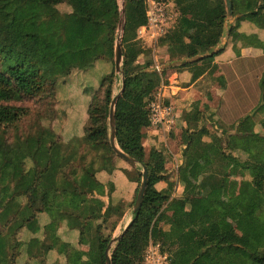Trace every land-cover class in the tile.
<instances>
[{
	"label": "trees",
	"instance_id": "1",
	"mask_svg": "<svg viewBox=\"0 0 264 264\" xmlns=\"http://www.w3.org/2000/svg\"><path fill=\"white\" fill-rule=\"evenodd\" d=\"M220 2L224 15L208 21L206 30L197 33L186 45L184 60L172 66L189 69L193 81L202 72L198 63L220 54L226 34L233 40L246 39L236 33V25L229 23L231 17L225 2ZM231 3L232 17L239 16L236 24L248 19L263 26L264 0H231ZM61 4L69 6L71 12L61 13L57 8ZM124 8L125 23L128 16L140 24L146 23L144 0H125ZM118 22L117 0H0V264H17L23 246L19 234L25 238L27 232L37 233V215L47 210L55 211L59 222L87 239L105 264L104 253L112 240L90 224L93 214L103 207L105 186L96 179V171L91 161L86 163L84 154L85 150L98 152L100 148L112 152L109 110L114 98L115 72L103 76L97 89L99 94L91 96L82 138H72L65 144L50 128L40 127L34 134L11 139L3 129L18 124L28 115L27 108L19 104L45 101L52 105L60 81H68L75 71L89 70L97 62H111ZM173 49L178 52L180 46L174 44ZM130 54L139 56L142 51L127 47L123 52L124 89L114 114L116 143L123 153L146 167L148 182L141 209L133 214L128 230L110 250L111 264H141L148 242L159 236L172 244L183 238L169 264H264V219L256 216L257 212L264 213V135L254 133L249 115L237 122L233 134L224 133L226 151L240 152L247 160L241 164L223 153L216 166L206 169L200 184L204 198L189 201L198 215L216 221L219 229L216 235H201L194 241L176 223L171 224L169 232L162 231L160 214L168 195L157 191L155 186L161 179L164 160L153 150L150 162H145L142 143V130L149 126L146 105L161 77L153 68L132 69L126 60ZM259 89L263 97L264 74ZM201 115L189 113L190 134L197 131L192 122H197ZM199 134L207 132L202 130ZM233 164L252 179L244 184L247 187L240 191V196L249 205L248 216L253 223L240 236L224 219L225 206L205 199V195L223 185V177ZM26 247L28 256L39 254L36 238ZM62 247L59 251L70 254L69 262L74 258L80 261L78 252L69 251L66 245Z\"/></svg>",
	"mask_w": 264,
	"mask_h": 264
},
{
	"label": "rangeland",
	"instance_id": "2",
	"mask_svg": "<svg viewBox=\"0 0 264 264\" xmlns=\"http://www.w3.org/2000/svg\"><path fill=\"white\" fill-rule=\"evenodd\" d=\"M117 3L120 9L122 6L124 8L125 0H117ZM57 8L61 13L71 12L70 7L65 4H61ZM222 12L224 15L223 9ZM130 19L131 17L128 16L127 21L130 22ZM129 22L128 30L125 31L124 27L122 33V52L127 47H133L140 49L142 54L139 56L135 54L127 55V64L135 71L154 68L155 66H158L162 72L171 69L172 64L177 62V59L169 54L171 49L166 47L164 51H160L159 55L155 56L149 45L135 39L137 29L141 24L138 21L135 23ZM174 31L172 30V32ZM172 39L177 43V34H173V38L171 37L169 41ZM165 42L161 45H165ZM124 61L125 57L123 56L122 64ZM104 63L108 66V68H104L107 69L106 73L114 71V52L111 62L100 61L94 70L75 71L68 81H66L67 79L60 81L52 105L47 104L45 101H28L19 104L27 108L28 115L18 124L3 129L8 134V138L12 139L16 135L34 134L40 127L50 128L65 144L69 143L70 140L72 141V138H82L83 128L87 122L86 112L91 102V93L92 95L94 93L99 94L100 91L97 89L102 77L105 76V73L100 74L103 65L106 66ZM164 66H168V68L164 69ZM115 75L114 97L119 94L122 87V74ZM161 82L162 79L160 78L159 84ZM153 94L150 98L153 97ZM182 101L181 106L177 104L173 106L176 113L181 112L180 119L175 123L173 115L170 129L168 131L159 129L160 134L147 133L150 132L149 129L142 131V143L145 145V162H150L149 156L153 150L159 152L164 160V170L155 188L157 191H162L168 195V202L162 208L159 227L162 231L169 232L171 224L176 223L186 233L190 234L194 241H197L201 235L212 237L219 231L215 220H207L201 217L189 204L190 200L204 198L200 184L205 174H207L206 169L208 170L213 165L216 166L218 157L223 153L233 156L241 164L245 163L247 158L240 152L226 151L224 133L233 134L234 128L241 118L224 121L219 116L215 118L213 113L204 115L197 122H192L197 126V131L195 134H190V122L188 128L186 124H182L183 121L186 122V114L189 116V113L183 110ZM257 108L254 107L252 111L256 112ZM248 112L249 108H245L241 115L245 116L246 114L247 116ZM251 121L255 127L254 121ZM207 128L209 130L206 131L209 132L208 134H199ZM148 139L151 140L149 144L146 142ZM171 141H176L174 146ZM179 147L182 152L180 157L176 155ZM84 156L86 163L91 161L96 171V179L105 186L104 196L101 197L103 207L93 214L90 224L94 229L101 231L102 234L114 240L121 235L126 225L133 219L132 210L142 180V168L141 166L132 168L107 148H100L98 152L91 150L90 153L85 150ZM79 158L78 154L77 159ZM240 163L239 166H241ZM74 164H77V162H74ZM251 181L252 179L247 172L242 171L240 167L233 164L227 169L226 175L223 177V185L205 195V199L210 203H221L225 206L224 219L233 226L235 232L239 235H243L248 231L253 223V220L248 216L249 205L240 196V191L247 187L244 184ZM263 215L262 212L256 213V216H262L264 219ZM86 230L89 229L86 228ZM18 238L23 244L24 237L19 234ZM182 241L183 238L181 237L175 241V244H172L166 242L160 236L155 240H150L143 252L141 264H169L173 253L178 250ZM114 246L115 243L111 241V247L114 248ZM18 260L19 258L17 264H21V261Z\"/></svg>",
	"mask_w": 264,
	"mask_h": 264
},
{
	"label": "crops",
	"instance_id": "3",
	"mask_svg": "<svg viewBox=\"0 0 264 264\" xmlns=\"http://www.w3.org/2000/svg\"><path fill=\"white\" fill-rule=\"evenodd\" d=\"M168 1L171 5L170 9L175 16L169 32L154 43L150 35L144 31V25L141 24L137 29L135 39L149 45L155 56L159 55L160 51H164L166 47L171 49L169 54L177 59V62L172 64L175 66L184 60V50L190 40L197 33L206 30L205 26L208 21L223 15V12L220 0ZM228 17H231L229 23L232 26L236 25V33L246 39L233 40L231 37H225L221 43L220 47H223V49L219 55L198 63L197 67L202 72L194 81L189 69L171 67V69L162 72L165 73L162 74V82L155 87L156 90L154 92L158 91L160 87L162 88L163 101L172 106L175 123L180 119L181 116L179 115L181 112L178 111L179 114L178 112L176 113L173 106L175 104L181 106L182 100L184 112H198L202 114L201 116L213 113L215 118L219 116L224 121L244 118L246 114L245 116L241 114L245 108H249L248 115L255 123L254 133L264 134V95L261 97L259 89V82L264 74V21L263 26L259 27L248 19L236 24L239 16L232 17L231 15ZM182 18H184V21H181ZM130 20V22L126 21L125 23V31L128 30V22H137L132 18ZM192 28L194 29L192 30ZM172 30L175 31L172 32ZM173 34H177V43L173 39L169 41L171 37L173 38ZM165 40L167 41L165 42ZM164 42L165 45H161ZM174 43L180 46L178 52L173 49ZM204 52H206V49L201 50V53L204 54ZM104 64L106 66L103 65L100 74L105 73L106 75L108 74L106 73L107 69L104 68H108V66L106 63ZM98 65L99 62L93 65L91 70H94ZM181 97L182 99H180ZM258 106L259 108L255 110L256 112L252 111L254 107ZM185 117L186 122L184 123L183 121L182 124H186L188 128L189 119L187 114ZM148 129L150 132L147 133L160 134L159 130L150 127L142 131ZM206 131H209L208 128ZM146 142L149 144L151 140L148 139ZM175 142L171 141L173 146ZM170 146L172 145L170 144ZM176 153L179 157L182 156L180 147ZM37 225L39 228L37 233L27 232V235H25L18 260L19 262L21 261V264H38L39 260L43 261V264H102L100 253L92 249L91 243L87 239L80 238L78 231L69 230L65 223L59 222L55 211L47 210L38 214ZM47 234L49 235L48 237ZM237 235L239 234L237 233ZM34 238L39 242L40 251L39 254L35 252L34 255L28 256L26 246ZM62 245H66V249L69 251L78 252L81 255L80 261L74 258L73 260L70 259L69 262L70 254H66L65 250L63 252L59 251V249L63 248Z\"/></svg>",
	"mask_w": 264,
	"mask_h": 264
},
{
	"label": "built area",
	"instance_id": "4",
	"mask_svg": "<svg viewBox=\"0 0 264 264\" xmlns=\"http://www.w3.org/2000/svg\"><path fill=\"white\" fill-rule=\"evenodd\" d=\"M144 3L147 21L143 28L155 43L157 39L164 37L169 32L175 16L170 9L171 5L168 0H144ZM153 69L159 74L162 73L158 66ZM160 77L162 79V74ZM146 109L149 114L148 127L162 131L170 129L174 110L171 105L163 101L161 87L153 94L152 98L148 99Z\"/></svg>",
	"mask_w": 264,
	"mask_h": 264
},
{
	"label": "water",
	"instance_id": "5",
	"mask_svg": "<svg viewBox=\"0 0 264 264\" xmlns=\"http://www.w3.org/2000/svg\"><path fill=\"white\" fill-rule=\"evenodd\" d=\"M225 5H226V10L228 13V16L232 15V3L231 0H224ZM125 27V10L122 6V8H119V22H118V28H117V36L115 39V45H114V72L115 74H122V61H123V52H122V33L124 31ZM228 35L226 34L225 37ZM224 41V40H223ZM124 86H123V80H122V87L118 95H116L111 103L110 110H109V127H110V147L112 152L119 157L121 160L126 162L129 166L132 168H138L141 166V174H142V180L141 184L139 186L134 205H133V214H136L139 212L143 205L144 201V196L146 193L147 189V182H148V172L147 169L144 165H141L137 163L133 158L129 157L125 153H123L117 143H116V134H115V106L117 104L118 99L120 98L122 92H123ZM132 220L126 225L124 228L123 232L121 233L120 236L112 240L113 243H116L119 241L126 231L128 230L129 226L131 225ZM111 243L110 245L106 248L105 253H104V260L105 264H111V257H110V250H111Z\"/></svg>",
	"mask_w": 264,
	"mask_h": 264
}]
</instances>
